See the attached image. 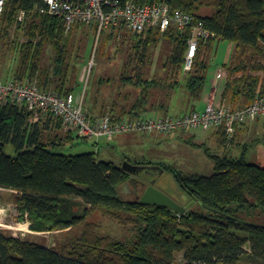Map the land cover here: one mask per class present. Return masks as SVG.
<instances>
[{"label":"trees","instance_id":"1","mask_svg":"<svg viewBox=\"0 0 264 264\" xmlns=\"http://www.w3.org/2000/svg\"><path fill=\"white\" fill-rule=\"evenodd\" d=\"M130 1L138 5L166 3L204 21L214 37L200 45L192 70L186 71L188 33L171 29L131 34L141 70L150 51L161 40H171L165 75L154 78L144 71L137 73V68L130 70L136 74L128 73L126 67L116 79H89L84 106L90 117L109 114L117 122L138 120L154 110L161 117L186 114L171 112L180 96L194 102L201 99L221 42L234 46L224 65L227 76L221 102L243 108L264 97V0ZM43 4L44 0L5 1L0 52L16 27L27 41L18 45L14 75L8 73L4 81L36 85L61 97L83 93L81 69L88 63L90 51L85 42L91 29L98 30L99 25L77 23L67 31L63 20L40 12ZM21 12L25 13L23 21ZM121 28L117 39L124 41L127 29ZM105 47L98 51L100 58L105 56ZM1 74L4 69L0 67ZM63 129V121L51 114L36 119L26 105L10 100L1 103L0 189L11 192L32 232L72 231L88 216L102 212L134 236L125 241L100 236L97 224L89 222L72 242L56 249L0 230V264H178L180 255L184 264H238L244 258L264 263V225L251 220L264 215V167L248 163L244 154L232 157L229 149L223 155H209L215 164L212 176L187 174L162 162L129 159L137 166H158L173 173L180 194L207 210L199 213L185 207L187 212L180 214L164 206L123 200L120 190L131 176L123 165L103 161L99 153H61L64 141L73 143L76 138L74 132L63 136ZM220 130L224 146L226 138ZM7 145L13 146L15 156L6 153ZM76 200L85 206L82 216Z\"/></svg>","mask_w":264,"mask_h":264},{"label":"rangeland","instance_id":"2","mask_svg":"<svg viewBox=\"0 0 264 264\" xmlns=\"http://www.w3.org/2000/svg\"><path fill=\"white\" fill-rule=\"evenodd\" d=\"M205 12H208V10ZM96 29V27L91 29V37L85 42L86 45L89 43L90 51L87 55L88 63L81 69V80L84 84V91L87 88L89 79L94 80L97 78L98 80L99 78L106 77L116 79L121 76L123 71L126 72V67L129 68L127 70L128 73L136 74V72L144 71L146 75H151L154 78L165 75V67L172 50L171 40H161L159 45L150 51L149 60L145 64L144 69L141 70L142 67H140L141 65L137 60L136 51L132 49L134 41L129 31H124L127 34V38L121 41L117 37L122 34L123 28L120 31L119 27L115 29L112 26H107L103 29L102 33H100L99 29ZM26 41L27 38L21 29L16 27L11 30L10 38L7 40L8 45L6 44V49L0 52V67L4 69V74H1L0 78L3 80L6 79L8 73L10 77H13V70L16 69L19 58V53L17 52L18 45ZM103 47H105V56L100 58L98 51H101ZM216 47L217 50L211 61L205 89L211 86L213 81L217 79L219 71L224 69V65L228 63L232 55L234 46L229 42H221ZM135 68H137L136 72L130 71ZM116 92L117 89H114L112 92L113 96ZM80 94L79 92L75 96L78 97ZM195 106L198 110L201 109V101H197ZM171 113L172 115H179L178 113L180 112L172 111ZM35 114L38 117H42V114L37 112ZM246 125L248 129L238 138L235 136L234 143L227 147L225 145L223 146V144L218 146V138L212 133V130H186L172 134H123L116 136L112 141L106 139L99 141L86 140L79 138L76 134L74 142L64 141V146L59 148V151L63 154L73 156L99 153L101 160L113 162L117 166L123 165L125 161L129 162L132 160L138 162L144 159L162 162L174 170L187 174L212 176L215 173V164L209 155H223L227 149H229L230 155L234 158L242 157L244 154L248 163L264 167V117L243 126L245 127ZM68 132L74 131L64 126L63 136L66 137ZM5 151L10 156L16 155L11 145H7ZM137 175L146 181L145 183L147 185L156 187L179 204L184 205L190 211L207 213V210L198 202L190 200L180 194L173 173L164 172L158 166H150L148 168L145 167L144 171L139 172ZM120 195L126 201L136 200L132 196L122 192V190H120ZM11 196L10 191L0 189V230L30 242L38 243L49 248L57 249L63 247L72 242L84 229L85 223L89 222L97 224L100 236H112L122 241L134 236V233L129 228L120 225L102 212H95L88 216L85 222L76 226L72 231L35 233L31 231L27 217H22L21 212L15 206ZM75 203L77 206L76 209L79 212L78 215L82 216L85 206L78 200ZM251 220L264 225V215ZM246 250L250 251V247H246ZM178 264H184L183 255L178 257ZM238 264L264 263L256 262L250 258H244Z\"/></svg>","mask_w":264,"mask_h":264},{"label":"built area","instance_id":"3","mask_svg":"<svg viewBox=\"0 0 264 264\" xmlns=\"http://www.w3.org/2000/svg\"><path fill=\"white\" fill-rule=\"evenodd\" d=\"M5 1L0 0V17L4 14ZM40 12L64 21L67 31L77 23L99 25L100 33L107 26L115 29L120 25L135 36L149 31L166 33L175 29L188 33V51L185 70H192L194 60L202 43L210 41L214 35L202 20L166 3L138 5L123 0H44ZM25 13L19 19L23 21ZM223 72L220 70L218 78ZM85 91L78 97H61L56 93L41 90L36 85L18 81L6 82L0 78V104L10 100L18 105H26L39 114H51L54 119L63 121L64 126L73 130L79 138L86 140L106 139L112 141L123 134H172L178 131L222 129L226 141L231 146L237 129L249 122L264 117V97L243 108L231 109L210 100L203 110L192 111L180 116L150 117L138 120L114 122L108 114L93 118L84 106ZM36 119H39L38 115Z\"/></svg>","mask_w":264,"mask_h":264},{"label":"crops","instance_id":"4","mask_svg":"<svg viewBox=\"0 0 264 264\" xmlns=\"http://www.w3.org/2000/svg\"><path fill=\"white\" fill-rule=\"evenodd\" d=\"M223 72V75L221 78H218L213 81V83L211 84L210 87H208V89H205L204 93L201 96V103H202V107L199 110H203L206 106V104L210 101V100H214L216 104L218 105H225L228 108L231 109H238V108H234L226 103H222L221 102V97H222V93H223V87H224V79L227 76L226 71L223 69L221 70ZM196 102L191 101L190 99H188L187 97L184 96H180L177 100H176V112H180V113H189L191 112L193 109L198 110L196 108ZM183 111V112H182ZM179 114V113H178ZM151 116V117H161L162 113L159 110H154L151 113H149L147 116ZM154 115V116H153ZM255 122V121H254ZM249 123H253V122H249ZM248 124V123H247ZM248 129V126L246 125L245 127L241 126L237 129V133H236V137L238 138L244 131H246ZM212 133L218 138L217 142H218V146L222 145V133L221 130L218 128L215 129H211ZM236 146V145H235Z\"/></svg>","mask_w":264,"mask_h":264},{"label":"water","instance_id":"5","mask_svg":"<svg viewBox=\"0 0 264 264\" xmlns=\"http://www.w3.org/2000/svg\"><path fill=\"white\" fill-rule=\"evenodd\" d=\"M122 168L130 175H137L139 172L144 171L145 167L137 166L128 161H125ZM138 181L139 180H137L136 178H130L125 184H123L121 188L130 186L131 184L136 186ZM142 184V195L138 199H136L141 204L168 207L180 214H185L187 212V209L185 207H183L181 204L176 202L174 199H172L170 196L160 191L156 187L147 185V183L145 182H142Z\"/></svg>","mask_w":264,"mask_h":264},{"label":"flooded vegetation","instance_id":"6","mask_svg":"<svg viewBox=\"0 0 264 264\" xmlns=\"http://www.w3.org/2000/svg\"><path fill=\"white\" fill-rule=\"evenodd\" d=\"M130 178H136L137 180H139L137 182V185H130V186H126L121 188L122 192H124L125 194H128L129 196H132L135 199H138L141 195H142V188H143V184L142 182H146L144 180H142V178H140L138 175H131ZM129 178V179H130Z\"/></svg>","mask_w":264,"mask_h":264}]
</instances>
